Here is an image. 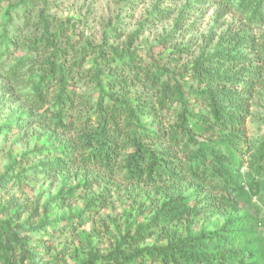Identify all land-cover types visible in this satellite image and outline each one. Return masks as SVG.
I'll return each instance as SVG.
<instances>
[{"label":"trees","instance_id":"trees-1","mask_svg":"<svg viewBox=\"0 0 264 264\" xmlns=\"http://www.w3.org/2000/svg\"><path fill=\"white\" fill-rule=\"evenodd\" d=\"M233 4L252 24L264 21V0ZM34 8L33 0H0V71L16 84L29 82L22 92L33 112L27 117L51 130L50 147L35 151L49 159L22 171L25 176L10 175L8 167L0 187L79 166L83 181L58 197L77 194L78 187L90 192L93 168L109 180L118 177L160 195L148 223L128 222L108 253L90 248L89 257L76 264H264V238L249 210L230 215L214 230L189 225L180 234L169 226L196 215L182 195L184 184L246 197L242 169L264 175V140L256 142L247 131L252 100L264 87V42L244 30L181 66L174 53L149 60L131 45L114 46L109 33L95 44L90 35L77 33L78 19L65 22L42 12L34 17ZM31 26L40 33L25 35ZM12 48L32 54L5 68ZM32 60L37 64L29 68L31 77L20 81L23 65ZM24 125L13 118L6 128ZM254 181L251 189L264 192V178ZM103 198L86 195L83 208L69 217L47 212L40 223L31 222L37 213L24 222L19 211L16 221L0 217V264H40L29 232L75 228L97 215L100 204L107 206ZM155 235L166 243L146 244Z\"/></svg>","mask_w":264,"mask_h":264},{"label":"rangeland","instance_id":"rangeland-1","mask_svg":"<svg viewBox=\"0 0 264 264\" xmlns=\"http://www.w3.org/2000/svg\"><path fill=\"white\" fill-rule=\"evenodd\" d=\"M235 1L33 0V15L37 17L42 12L51 19H64L65 22L78 19L80 22L76 28L77 33L90 35L95 44L103 39L105 33H109V43L121 47L131 45V49H136L142 58L160 59L174 53L180 65L187 66L202 52H214L221 43L227 45L229 40H233L244 30L250 37H255L258 43L264 42V21L252 24L238 10L237 4H233ZM178 19L182 25L176 27ZM1 26L2 19L0 33ZM34 32L40 33V30L31 26L24 33L34 36ZM27 54L32 53L12 48V55L4 63L5 68L20 65ZM34 60L23 65L24 74L20 76V81H27L31 77L29 68L37 64ZM2 73L4 72L0 71V176L8 167L12 168L10 175L25 176L22 171L30 170L40 161L49 159L35 150L43 146L50 147L47 138L51 130L35 118L27 117L33 112L22 92L26 91L25 87H28L29 82L16 84ZM39 74L37 72L36 75ZM251 112L247 120L248 136L256 142L264 140V87L252 100ZM13 118L25 122V125L7 130L6 127ZM172 119L171 117L170 120ZM83 171V168L74 166L56 176L42 175L38 180L27 178L22 186L11 183L0 187V207L3 208L0 217L16 221L19 211L20 222L34 213H37L31 217V222L34 223H40L47 212L51 217H69L75 210L83 208L86 195L101 194L106 199L104 201L107 206L100 204L97 215L79 226L76 224L75 228L29 232L32 237L31 246L38 253L40 264L56 260L54 264H76L79 259L89 257L90 248L108 253L119 240V235L128 222L148 223L157 210L160 195L152 189L148 193V188L128 184L118 177L109 180L107 175L94 168L93 181H96L94 186L89 187L90 192L78 187L77 194L58 197L59 193H68L70 188L83 181ZM241 174L244 176L243 185L247 187L246 197L223 193L220 189L206 185L184 184L182 195L190 198L191 206H195L197 210L196 215L190 220L169 226L177 229L180 234L189 225L193 230H214L230 215L249 210L257 219L259 234L264 238V192H258L256 187L251 189L250 184L252 178L255 179L254 184L256 181L260 182L264 175L256 174L247 167L242 169ZM99 175L102 178L98 180L95 177ZM162 238L163 236L155 235L146 244L166 243Z\"/></svg>","mask_w":264,"mask_h":264}]
</instances>
